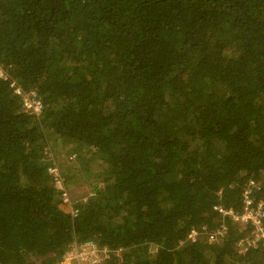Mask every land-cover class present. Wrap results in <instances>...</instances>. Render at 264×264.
Wrapping results in <instances>:
<instances>
[{
	"label": "trees",
	"instance_id": "trees-1",
	"mask_svg": "<svg viewBox=\"0 0 264 264\" xmlns=\"http://www.w3.org/2000/svg\"><path fill=\"white\" fill-rule=\"evenodd\" d=\"M0 68V264H53L73 240L105 264H264L230 218L203 232L249 179L264 196V0H0ZM50 136L97 159L90 196L62 200Z\"/></svg>",
	"mask_w": 264,
	"mask_h": 264
},
{
	"label": "built area",
	"instance_id": "built-area-1",
	"mask_svg": "<svg viewBox=\"0 0 264 264\" xmlns=\"http://www.w3.org/2000/svg\"><path fill=\"white\" fill-rule=\"evenodd\" d=\"M0 77L6 78V75L0 74ZM10 85L13 87L14 92L20 96L22 109L31 115L39 116L42 112L43 105L40 103L36 92L34 90H23L14 80L11 81ZM44 154H47L45 150ZM74 156L75 154L71 155L70 158ZM50 159L51 168H48L49 173L53 181L61 183V198L70 205L74 202L73 198L70 194H67L66 186L62 185L64 179L54 159L49 157ZM258 188L259 183L255 180L249 179L247 181L242 193V208L238 213H233L220 205H215L213 208L218 213V223L210 230H202L206 240L214 241L223 237L226 233L224 220L230 218L242 229H247V233L236 243L239 252L245 250L247 247L253 248L259 245L264 247V196L256 200L252 197V192ZM75 212L76 210H73L71 213L74 215ZM196 235L197 231L193 229L188 234L187 239L195 240ZM113 252L108 247L99 245L93 240H73L66 247L60 258L53 264H105ZM35 264H40V262Z\"/></svg>",
	"mask_w": 264,
	"mask_h": 264
},
{
	"label": "rangeland",
	"instance_id": "rangeland-1",
	"mask_svg": "<svg viewBox=\"0 0 264 264\" xmlns=\"http://www.w3.org/2000/svg\"><path fill=\"white\" fill-rule=\"evenodd\" d=\"M0 74L7 75L1 68ZM48 138V145L45 147L48 158H53L55 164H59L61 167L68 170V176L72 177V180L66 185L67 194H70L73 201L84 199L89 196V194L92 193L90 187L93 185L92 183L96 182L94 181L95 174L91 172H94L93 170L97 171L96 168H98L99 163L97 159L92 160L91 163H86V160H80L78 157L79 154H75L73 158H70V156L74 154L71 150L73 148L71 144H65L54 136ZM50 168L51 164L49 166V169ZM150 251H154L152 246Z\"/></svg>",
	"mask_w": 264,
	"mask_h": 264
}]
</instances>
